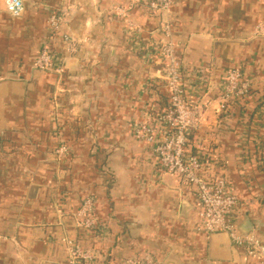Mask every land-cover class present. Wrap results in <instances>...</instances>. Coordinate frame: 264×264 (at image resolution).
<instances>
[{
  "label": "crops",
  "instance_id": "crops-1",
  "mask_svg": "<svg viewBox=\"0 0 264 264\" xmlns=\"http://www.w3.org/2000/svg\"><path fill=\"white\" fill-rule=\"evenodd\" d=\"M22 1L12 16L0 0V264H71L67 241L92 255L75 264H260L226 235L199 231L195 196L160 171L133 127L162 130L169 93L151 46L168 23L186 101L203 114L194 148L212 150L240 201L238 225L248 221L264 245V35L255 33L264 0H174L164 19L137 5L115 14L127 0ZM68 6L64 24L49 29L50 14ZM44 49L60 56L59 73L34 67ZM228 70L256 95L220 114ZM88 200L90 229L78 217Z\"/></svg>",
  "mask_w": 264,
  "mask_h": 264
},
{
  "label": "built area",
  "instance_id": "built-area-1",
  "mask_svg": "<svg viewBox=\"0 0 264 264\" xmlns=\"http://www.w3.org/2000/svg\"><path fill=\"white\" fill-rule=\"evenodd\" d=\"M128 7L115 8V14L124 16L133 6H141L152 17H160L167 13L174 0H127ZM6 11L12 16H19L24 11L22 0H4ZM72 7L62 8L50 14L48 27L57 31L68 19ZM127 30L139 32L136 24L127 22ZM163 42L151 46L155 64L163 66L160 78L169 93L168 107L159 114L156 121L162 127L158 132L153 126L146 123H137L133 127L134 138L151 146L157 160L158 167L163 174L173 175L195 196L200 206V230L206 234L226 233L231 245L243 251L247 258L256 259L264 264V245L252 233L246 235L238 229V218L241 215L240 201L226 192L227 181L222 174L215 171V160L212 150L205 153L195 149L194 134L200 131L202 112L197 106L191 105L185 98V86L182 78V69L174 50L171 27L168 23L161 25ZM256 35H264V26L255 30ZM68 54L77 51V43L67 37L64 38ZM62 61L60 56L44 49L35 58L34 67L42 72L59 73ZM252 82L244 80L240 70H228L225 75V88L219 106L220 114H227L230 104L234 101L247 99L253 91ZM198 148L197 146H195ZM67 153L65 147L56 151L57 155ZM92 202L86 201L78 217L85 215L79 224L90 229L95 221L90 216ZM69 246L71 264L78 260L90 261L92 255L89 250H81L70 241ZM127 264H157L153 257L147 256L139 261H129Z\"/></svg>",
  "mask_w": 264,
  "mask_h": 264
},
{
  "label": "water",
  "instance_id": "water-1",
  "mask_svg": "<svg viewBox=\"0 0 264 264\" xmlns=\"http://www.w3.org/2000/svg\"><path fill=\"white\" fill-rule=\"evenodd\" d=\"M162 18L163 19L166 18V13H164V12L162 13ZM165 22H166V20H165ZM238 229H239L240 233L246 235V234L250 233V230H251L250 223L248 221H246L245 226H239ZM214 234H216V233L208 234V236H211V235H214ZM219 234H224L229 239V236L226 233H219ZM229 241H230V239H229Z\"/></svg>",
  "mask_w": 264,
  "mask_h": 264
},
{
  "label": "trees",
  "instance_id": "trees-1",
  "mask_svg": "<svg viewBox=\"0 0 264 264\" xmlns=\"http://www.w3.org/2000/svg\"><path fill=\"white\" fill-rule=\"evenodd\" d=\"M254 94L256 95V92L251 91V92L249 93V96H250V95H254ZM257 94H259V93H257ZM257 96H258V95H257ZM244 101H245V100L234 101V103H233L232 105L230 104V106L233 107V108H234V107H240V108H243L244 105H245V104H244Z\"/></svg>",
  "mask_w": 264,
  "mask_h": 264
},
{
  "label": "rangeland",
  "instance_id": "rangeland-1",
  "mask_svg": "<svg viewBox=\"0 0 264 264\" xmlns=\"http://www.w3.org/2000/svg\"><path fill=\"white\" fill-rule=\"evenodd\" d=\"M83 206V205H82Z\"/></svg>",
  "mask_w": 264,
  "mask_h": 264
}]
</instances>
